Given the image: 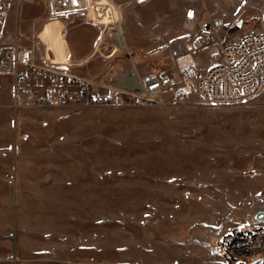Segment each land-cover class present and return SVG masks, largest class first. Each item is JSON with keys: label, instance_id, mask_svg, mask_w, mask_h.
Listing matches in <instances>:
<instances>
[{"label": "rangeland", "instance_id": "374dc122", "mask_svg": "<svg viewBox=\"0 0 264 264\" xmlns=\"http://www.w3.org/2000/svg\"><path fill=\"white\" fill-rule=\"evenodd\" d=\"M93 1L102 14L91 9L86 21L47 16L42 0H8L0 39L28 48L35 63L109 79L130 63L126 52L104 49L118 25L138 65L156 66L186 33L191 7L233 31L264 22V0ZM10 99L9 87L0 90V264L259 259H236L221 241L264 212V85L241 104L189 95L165 108L16 111Z\"/></svg>", "mask_w": 264, "mask_h": 264}, {"label": "built area", "instance_id": "2783aa9c", "mask_svg": "<svg viewBox=\"0 0 264 264\" xmlns=\"http://www.w3.org/2000/svg\"><path fill=\"white\" fill-rule=\"evenodd\" d=\"M47 16L75 15L86 21L91 9L102 14L93 0H42ZM245 3H249L246 0ZM8 16V0H0V25ZM257 29L233 31L220 16H205L191 7L186 12V33L170 40L159 65L140 66L122 41L120 26L112 30L108 54L126 52L127 65L109 79L81 77L32 60L28 48L9 46L0 39V87L9 84L10 106L79 107L117 106L165 108L189 95L215 104H241L252 100L264 85V22ZM118 46L113 51V45ZM101 55H104L99 50ZM207 57L206 61L204 60ZM212 58L215 62L207 64ZM11 78V80H10ZM251 229L230 234L222 247L238 259L259 256L264 264V223L249 221Z\"/></svg>", "mask_w": 264, "mask_h": 264}, {"label": "crops", "instance_id": "0c3cea01", "mask_svg": "<svg viewBox=\"0 0 264 264\" xmlns=\"http://www.w3.org/2000/svg\"><path fill=\"white\" fill-rule=\"evenodd\" d=\"M4 23H5V21L0 25V28H2L3 27V25H4ZM38 64V63H37ZM40 65H42V64H40ZM65 72V71H64ZM69 73V72H68ZM71 74H73V73H71ZM74 75H76V74H74ZM10 80H11V78H10ZM4 87H9V89H10V85L9 84H5V85H3V86H1L0 87V90H2ZM9 94H10V90H9ZM10 103H11V101H12V97H11V94H10ZM9 103V104H10ZM24 108H26V107H24ZM19 109H23V108H19ZM19 109H17L16 111H18ZM27 134H22L21 135V138L20 139H24V138H27Z\"/></svg>", "mask_w": 264, "mask_h": 264}, {"label": "water", "instance_id": "95a60500", "mask_svg": "<svg viewBox=\"0 0 264 264\" xmlns=\"http://www.w3.org/2000/svg\"><path fill=\"white\" fill-rule=\"evenodd\" d=\"M256 219L258 222L264 223V212L262 213H257L256 214ZM262 260L261 259H257L256 261H254L252 264H261Z\"/></svg>", "mask_w": 264, "mask_h": 264}]
</instances>
